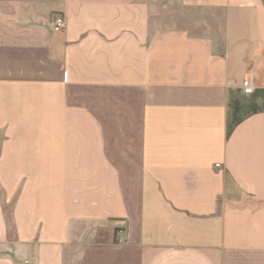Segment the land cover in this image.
Returning a JSON list of instances; mask_svg holds the SVG:
<instances>
[{
  "label": "crops",
  "instance_id": "crops-1",
  "mask_svg": "<svg viewBox=\"0 0 264 264\" xmlns=\"http://www.w3.org/2000/svg\"><path fill=\"white\" fill-rule=\"evenodd\" d=\"M0 264H264V0H0Z\"/></svg>",
  "mask_w": 264,
  "mask_h": 264
},
{
  "label": "rangeland",
  "instance_id": "rangeland-1",
  "mask_svg": "<svg viewBox=\"0 0 264 264\" xmlns=\"http://www.w3.org/2000/svg\"><path fill=\"white\" fill-rule=\"evenodd\" d=\"M158 25L162 27L187 28L192 32H206L209 28V20L202 19L197 10L184 9L175 1L166 4Z\"/></svg>",
  "mask_w": 264,
  "mask_h": 264
},
{
  "label": "built area",
  "instance_id": "built-area-1",
  "mask_svg": "<svg viewBox=\"0 0 264 264\" xmlns=\"http://www.w3.org/2000/svg\"><path fill=\"white\" fill-rule=\"evenodd\" d=\"M65 27V20L62 16H56L52 23V31L55 33H61ZM243 94L252 95L254 92V86L250 77H245L240 83ZM218 167V165H216Z\"/></svg>",
  "mask_w": 264,
  "mask_h": 264
}]
</instances>
